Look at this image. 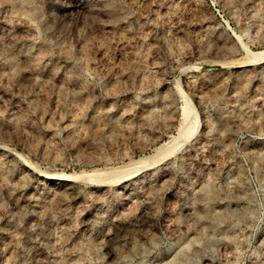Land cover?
Returning <instances> with one entry per match:
<instances>
[{
	"label": "rangeland",
	"instance_id": "obj_1",
	"mask_svg": "<svg viewBox=\"0 0 264 264\" xmlns=\"http://www.w3.org/2000/svg\"><path fill=\"white\" fill-rule=\"evenodd\" d=\"M261 52L264 0H0V264H264Z\"/></svg>",
	"mask_w": 264,
	"mask_h": 264
},
{
	"label": "bare ground",
	"instance_id": "obj_2",
	"mask_svg": "<svg viewBox=\"0 0 264 264\" xmlns=\"http://www.w3.org/2000/svg\"><path fill=\"white\" fill-rule=\"evenodd\" d=\"M259 55L262 58L264 56V52L259 53ZM179 92H180L181 105L179 110V122L176 125V132L174 135L171 136V138L167 142L156 146L153 154L147 156L148 160H153V158L155 157L163 158L167 155L170 154L172 155V153L178 151L182 145H184L188 140H190L195 135L196 131L199 128L201 122L199 120L200 117L197 112L198 110H196L197 107L195 108L189 96H187L185 93L181 91ZM145 161H147L146 158ZM156 161L157 160H155V162ZM46 178H51V177H46ZM52 178L58 179L59 177H52Z\"/></svg>",
	"mask_w": 264,
	"mask_h": 264
}]
</instances>
